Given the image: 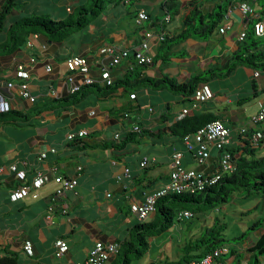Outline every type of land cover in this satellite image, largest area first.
Wrapping results in <instances>:
<instances>
[{
    "label": "crops",
    "instance_id": "1",
    "mask_svg": "<svg viewBox=\"0 0 264 264\" xmlns=\"http://www.w3.org/2000/svg\"><path fill=\"white\" fill-rule=\"evenodd\" d=\"M8 1L0 0V13ZM126 1V5L119 7L129 16L127 28L112 25L113 15L108 12L97 24L73 34L63 43L47 41L39 36L33 40L32 46H26L13 55L0 56V93L9 98L11 111L27 117L20 122L0 121V167L7 169L0 175V259L14 256L18 264H77L88 257L96 242L121 243L131 236L136 226L143 223L132 212V206L144 203L149 194L169 181L173 155L177 151L183 153L186 168H198L209 175L219 171L218 150L212 151L207 165L198 166L195 154L187 151L182 140L169 131L177 120L184 117V106L177 103L180 98L168 91H143L138 93L137 100L120 90L109 98H100L91 93L77 104L62 101L71 96L66 83L69 75L66 60L69 57H86L93 75L100 79L102 70L110 63L101 54L107 45L129 49L133 54V50L150 32L149 53L154 58L161 48L158 37L162 33H165V38H174L188 28L185 18L193 9V3L208 16L216 13L220 5L225 6L228 0H180L181 12L177 16H173L169 9L162 8L166 0ZM230 1L228 11L223 13L225 18L221 27L231 24L232 31L223 35L218 29L207 38L191 37L171 43L161 52L169 53L166 56L169 58L167 63L158 60L145 70V75L157 79L166 75L178 82H187L211 69L225 67L243 43L239 41L241 34L248 33L259 16L253 5V12L245 16L240 10V4L244 1ZM85 2L64 0L61 5L65 8L61 10V15L74 13L79 7L76 4ZM15 6H21V0H17ZM159 6L165 18L171 15L170 23H163L165 18L160 20L152 16L151 10ZM141 10H145L151 20L138 25L136 17ZM15 14L18 12L12 9L9 15ZM32 58L37 59V64L31 70L29 83L32 93L37 96L36 103L20 96L12 97L8 91L10 82H22L17 67L24 65L29 70ZM130 59L111 69L114 81L122 79L131 68ZM48 65L53 67L52 73L46 72ZM239 69L252 83L256 82L259 93H254V96L264 94V77L256 78L251 69L239 67L228 78ZM260 78L261 84L258 81ZM210 83L208 85L211 87ZM53 91L59 94V99L55 98ZM213 92L215 98L209 101L210 104H201L195 112L219 115L232 129L233 147L240 143L242 128L263 132L260 124L239 126L248 105V102L239 103L242 99L239 93L228 95L224 89ZM246 98L251 97L243 99ZM263 104L264 98L260 106ZM84 129L89 131L87 137L80 138L84 143L78 147L71 146L73 142L68 139V135ZM134 131L142 134L134 137L135 143L116 149L123 136ZM44 153L47 158L41 161L40 156ZM144 158H150L151 161L148 168L142 169L140 164ZM13 164L26 170L29 180L38 172L50 173L52 168H57L58 175L77 179L79 184L74 190L65 193L54 207L50 205L51 196L58 187L54 181L40 190L32 191L28 197L12 202L11 192L23 184L9 170ZM63 210L68 213L63 214ZM204 215V218H196L197 215L179 218L170 232L151 238L150 251L143 259L152 257L153 244L156 243L158 254L152 262L173 264L183 260L187 244L199 236L204 227L212 226L213 214ZM158 219L159 214L155 212L145 222ZM196 220L199 223L194 224ZM263 232L260 230L258 235L261 236ZM58 240H65L69 245L68 252L61 259L55 256ZM27 243L31 244L32 254L25 250ZM254 245L251 243L242 249L234 246L231 250H235L236 254L232 255L243 259L240 264H247L253 253H244ZM225 260L226 264L232 263L229 259Z\"/></svg>",
    "mask_w": 264,
    "mask_h": 264
},
{
    "label": "trees",
    "instance_id": "2",
    "mask_svg": "<svg viewBox=\"0 0 264 264\" xmlns=\"http://www.w3.org/2000/svg\"><path fill=\"white\" fill-rule=\"evenodd\" d=\"M16 1L9 0L7 6L3 7L0 13V33L3 32L4 21L7 15L11 13ZM179 1L168 0L162 8L169 9L173 16H177L181 12ZM243 1L249 2L251 5L259 4L261 7L259 15L264 16V5H261L260 2L262 1L264 4V0ZM126 4V0H90V3L82 5L63 20H54L48 15L23 18L13 24L6 32L5 40L0 43V56H9L22 51L27 46L28 41L35 35L44 37L47 41L63 43L73 34L97 24L109 12L111 7ZM229 4H231L230 0L226 2L225 6L220 5L219 13L206 16L201 8L193 3V9L185 18V24L188 28L174 38H165L160 43L161 48L151 64L140 65L134 58H131V68L122 79L113 81L112 85L100 86L94 84L85 86L81 91L62 99V101L77 104L91 93L100 98H109L120 90L129 94L131 98L134 96L132 99L137 100L138 93L143 91H168L175 97L180 98L177 100L179 105L188 108L194 102L195 95L201 85H208L213 79H226L239 67L251 69L255 73V77L256 74L264 77V40L262 39L264 37L260 38L255 35L254 25L253 31L247 33V38L237 52L234 53L233 59L223 68L211 69L189 79L187 82H178L177 79L166 75H163L162 79L145 75V70L155 65L158 60L167 63L169 58H166V56L169 53L166 51L161 54V52L165 50V47H169L171 43L181 42L191 37L203 39L212 36L215 31L220 29L225 18L223 13L228 11ZM216 17L218 19H215ZM252 87L255 94L259 93L256 82L252 83ZM250 99H241L239 103L245 104ZM25 119L27 117L22 116L17 111L0 113V121L20 122ZM216 120H221V117L212 113L198 114L195 112L177 120L169 128V131L183 141L186 135L195 133L201 127ZM257 132L254 129H248L244 136L241 135L238 146L233 147V145H230L227 148V151L233 156L235 166L233 173L224 175L216 184L207 186L202 192L196 194L174 193L160 199L156 206L159 219L152 222H143L136 226L131 236L120 243V251L111 264H132L134 261L143 258L150 251L151 244L149 240L169 231L179 221V216L183 212H190L194 217L198 214L216 212L228 204L237 192H246L249 195L257 192L264 199V156H259L260 151L264 150V131L262 132V138L258 141L254 139ZM141 135L137 131L127 133L115 146L116 149L125 148L129 143H135L134 137ZM72 142L71 146L74 147L84 143L80 138ZM259 226H262V224H255L256 231L259 230ZM226 227L227 224L223 223L220 218L213 219L212 226L204 227L200 235L187 244L183 260L173 264H188L191 261L202 259L214 250L227 245L228 241L224 238ZM230 252L236 254L235 250ZM249 252L253 254L247 264H262V260H264V232L255 242V245L249 249ZM240 257L242 256L240 255ZM0 264H18V259L14 256L3 257L0 259Z\"/></svg>",
    "mask_w": 264,
    "mask_h": 264
},
{
    "label": "built area",
    "instance_id": "3",
    "mask_svg": "<svg viewBox=\"0 0 264 264\" xmlns=\"http://www.w3.org/2000/svg\"><path fill=\"white\" fill-rule=\"evenodd\" d=\"M168 1V0H166ZM240 10L243 15L249 16L252 12V5L249 2H243L240 4ZM172 17L169 14L163 23H170ZM150 15L145 11L141 10L137 17L136 23L142 25L145 22H149ZM233 30V25L227 24L220 28L221 34L229 33ZM254 33L257 37H264V16H258L256 23L254 24ZM39 36L35 35L27 43V46L33 45V40L37 39ZM152 34L147 32L146 39L143 40L137 48L132 51L129 49H123L116 45H107L101 50V54L110 60L108 66L104 67L100 74V79L95 77L92 73L91 66L86 57L82 56H72L66 60V66L69 75L66 77V83L69 86V93L75 94L82 90L85 86H90L94 84L112 85L113 77L111 69L122 64L124 60L130 59L132 57L140 65H149L153 62V58L149 53L150 49V39ZM247 38V32H243L240 36V42H244ZM165 40V33H162L158 37L159 43ZM37 59L32 58L30 63V68L24 65H19L17 67L18 76L21 78L22 82L16 84L10 82L8 84V91L12 97L20 96L25 100H29L31 103L37 102V96L34 95L30 89V79L31 70L36 66ZM53 67L48 65L46 67V72L52 73ZM259 77V74H256ZM55 98L59 99V94L53 91ZM134 98V96H132ZM215 98V94L211 87L207 84H203L198 89L194 102L188 108H184L182 115L188 116L195 113L201 104L209 102ZM262 109L253 118V125L258 126V124L264 122V104ZM12 110V105L8 97L0 93V113H7ZM248 131L247 128H242L240 131L241 135H245ZM89 135L88 130H80L79 132L72 133L68 135V139L73 141L77 138H84ZM119 138V136H117ZM262 138V132L258 131L254 135V139L258 141ZM232 140V129L228 127L222 120L213 121L200 129L197 132L188 134L183 138V144L185 149L196 156V162L198 166H205L208 164L209 159L212 155L214 149L220 152V167L219 171L213 175L206 174L200 171L198 168H186L183 163V153L175 152L172 161V170L170 173L169 181L160 189L149 194L146 200L142 204H137L132 206V212L138 217L142 222L148 220L151 214L156 212V206L160 199L170 195V194H182L191 193L196 194L202 192L207 186L216 184L224 175L233 173L235 171V166L233 163V156L227 151V148L231 145ZM53 153L56 150H52ZM47 158V154H42L40 160ZM150 158H144L140 164L142 169L148 168L150 165ZM5 167H0V175L6 172ZM9 170L16 176L17 179L23 182V184L11 192L10 199L12 202H18L26 197H28L32 191L42 189L50 181H54L57 184V189L54 195L51 196L50 205H54L60 202V199L68 191L74 190L79 182L77 179H69L62 175H58L56 172L57 168H52L50 173L38 172L31 180L28 178V173L26 170L20 169L18 165L13 164L9 167ZM129 172V170H127ZM110 196V194H109ZM51 207V209L53 208ZM63 214H67L68 211L63 210ZM193 218V214L190 212H183L180 214L179 218ZM121 248L119 242H96L94 247L90 250L88 257L77 264H110L112 259H115ZM25 250L32 254L31 244L27 243ZM69 250V245L65 240H58L56 242V252L55 256L61 259ZM230 247L228 245L222 246L213 252L207 254L202 259L194 260L188 264H226L225 257L230 253ZM46 264V263H38Z\"/></svg>",
    "mask_w": 264,
    "mask_h": 264
},
{
    "label": "rangeland",
    "instance_id": "4",
    "mask_svg": "<svg viewBox=\"0 0 264 264\" xmlns=\"http://www.w3.org/2000/svg\"><path fill=\"white\" fill-rule=\"evenodd\" d=\"M64 0H21V6H14L13 9L18 12L15 15H7L4 21V30L0 33V43L5 40L6 32L10 27L17 23L19 20L27 17H34L39 15H48L54 20H63L66 19L70 14L63 16L61 15L65 7H62L61 3ZM261 5H264L262 1ZM90 3V0H86L84 4L77 3L81 7L82 5ZM7 6V5H6ZM78 7V8H79ZM255 12H261V7L259 4L253 5ZM132 9V8H130ZM218 10L216 13H219ZM109 12L113 17L111 18L112 25L119 27L127 28L130 21L129 16H126L127 12L121 7H111ZM152 16L154 19L158 17L160 20L165 18V14L161 12V7H157L155 10H151ZM215 19H218L216 17ZM253 31V26L250 27V31ZM264 40V38H263ZM259 84L262 83V78L259 80ZM211 87L214 91H224L228 94L239 93L240 98H245L250 96L251 99L247 100L248 105L244 109V118L239 123V126H249L253 123L254 115L258 114V109L261 110V100L264 98V94H261L259 97L254 96V90L252 87V82L246 76V74L239 69L234 76L227 78L223 81L212 80ZM210 104L209 102L207 105ZM259 125V124H258ZM261 130L264 131V122L260 123ZM259 156H264V150H261ZM214 219L220 218L223 223L227 224L226 229L224 230V238L228 241V246L230 249L232 247L245 248L251 243L258 241L260 236L258 232L260 230L264 231V199L260 193L253 192L252 195H249L246 192H237L234 195V198L226 205L221 207V209L216 212H211ZM209 215V214H208ZM204 214H198L196 218H204ZM199 223V221H194V224ZM261 223L262 226H259V230L256 231L255 224ZM170 232V231H169ZM243 237V238H241ZM153 250L151 253L152 257H147V259L141 258L140 260L134 261L132 264H156L152 262L153 259H156L158 254L156 243L153 244ZM250 252L247 250L244 254L246 255ZM252 255V254H251ZM232 261L231 264H240L243 263V259H237L236 256H233L230 252L226 257Z\"/></svg>",
    "mask_w": 264,
    "mask_h": 264
},
{
    "label": "clouds",
    "instance_id": "5",
    "mask_svg": "<svg viewBox=\"0 0 264 264\" xmlns=\"http://www.w3.org/2000/svg\"><path fill=\"white\" fill-rule=\"evenodd\" d=\"M231 251V250H230Z\"/></svg>",
    "mask_w": 264,
    "mask_h": 264
}]
</instances>
